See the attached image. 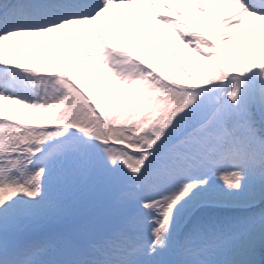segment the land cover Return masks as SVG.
Listing matches in <instances>:
<instances>
[{
    "label": "snow or ice",
    "instance_id": "6c2138e0",
    "mask_svg": "<svg viewBox=\"0 0 264 264\" xmlns=\"http://www.w3.org/2000/svg\"><path fill=\"white\" fill-rule=\"evenodd\" d=\"M0 264H264V0H0Z\"/></svg>",
    "mask_w": 264,
    "mask_h": 264
},
{
    "label": "rangeland",
    "instance_id": "374dc122",
    "mask_svg": "<svg viewBox=\"0 0 264 264\" xmlns=\"http://www.w3.org/2000/svg\"><path fill=\"white\" fill-rule=\"evenodd\" d=\"M190 9L193 6H188ZM198 20L201 22V17L198 16ZM43 37H11L4 42L5 57L11 60L13 63H25L26 65L36 66L40 69H46L43 62H36L31 64V57L33 53L29 52V48H35L39 45V42ZM6 106L9 102H5Z\"/></svg>",
    "mask_w": 264,
    "mask_h": 264
},
{
    "label": "trees",
    "instance_id": "16d2710c",
    "mask_svg": "<svg viewBox=\"0 0 264 264\" xmlns=\"http://www.w3.org/2000/svg\"><path fill=\"white\" fill-rule=\"evenodd\" d=\"M41 120H43V119H41Z\"/></svg>",
    "mask_w": 264,
    "mask_h": 264
}]
</instances>
